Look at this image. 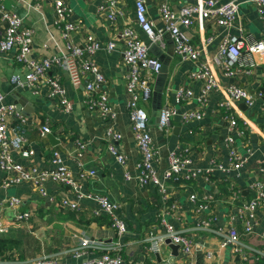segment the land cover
Wrapping results in <instances>:
<instances>
[{
	"label": "crops",
	"instance_id": "crops-1",
	"mask_svg": "<svg viewBox=\"0 0 264 264\" xmlns=\"http://www.w3.org/2000/svg\"><path fill=\"white\" fill-rule=\"evenodd\" d=\"M74 18L81 20L80 28L70 34L74 45L84 49L86 37L90 36L98 42L113 41L122 48L121 32L125 25L130 24L137 38L149 44V39L135 22V0H119L121 16L109 24L99 11L103 0H64ZM226 2L228 0H220ZM9 11L17 13L23 18L24 26L32 29V51L34 57H51L65 50L66 42L61 30L54 21L53 9L50 0H1ZM168 2L174 9L184 4L183 0H145L147 15L153 20L157 28H163L165 23L160 17L159 7ZM238 24L242 35L249 40H264V19L259 18L255 4L244 1L240 6ZM215 20L199 21L194 17L190 27L180 28L190 35L192 43L199 50L200 61L210 59L212 67L223 86L236 85L240 88L256 93H264V59L259 54L242 49L238 65L243 71L234 77H227L214 62L221 39L227 34L240 35L236 27L214 29ZM0 24V38L2 35ZM211 38L210 41L207 39ZM165 47L150 45L152 55L161 62L168 57L167 75L165 78L161 107L167 103L173 106L178 113L187 108L200 106L204 117L200 121L184 123L179 115L170 121L168 131L160 129L158 123L150 124V133L156 149L158 159L153 163L158 171L167 167L169 151L187 153L192 165L206 169L213 156L222 162L228 159V149L225 145L226 112L218 108V101L223 98L220 90L211 91L205 102L197 103L196 99L176 103L174 94L181 86H189L195 95L201 93L200 81L191 80L190 73L195 70L194 62L183 59L176 54L174 45L168 32L164 33ZM168 51L172 55H168ZM98 63L106 77L104 89L115 111L114 118H104L98 111H89L83 101L92 96L85 89V79L79 87H74L68 80L67 73L60 67H52L48 75L59 77L66 88V96L71 103V110L62 113L57 107V100L49 96L48 89L40 82L41 90L35 92L29 89L15 88L8 83L10 74L17 71V65L12 61V53L0 51V88L4 92L5 102L20 101L19 111L30 121L27 125L28 141L33 147L34 154L29 158H22L16 151H12L15 161L21 164L35 165L38 168H47V158L53 149H57L63 163L74 173L80 171V166L74 159L75 140L85 139L89 145L82 156V168L95 169L96 176L82 181L83 191L88 193H103L113 202L120 205L119 213L126 224V233L118 234L109 226L107 217H92L89 208L95 203L83 200L84 209L70 211L60 208L56 202L60 197L62 187L50 182L44 184L46 190L55 195L56 202H50L42 197L27 181L4 188L1 186L3 173L0 171V199L4 195L22 197L23 204L15 209H2L0 223L14 216L21 210H31L32 217L25 222L11 227L0 238L15 239L19 242L14 248V258L18 261L35 260L44 256L57 257L61 261L82 262L86 259L99 257L104 254H119L123 264H203L204 255L211 254L212 264H264V240L260 237L264 231V207L255 211L250 218L254 223L252 233H243L242 223L235 220L233 227L237 231L236 244L239 251L234 249V243L220 247L224 237L216 228L222 227L228 231L229 218L234 216L233 207L245 203L253 197L252 184L258 179H264L260 171L264 163V106L262 98L257 97L252 106L244 103H235L229 112L234 114L240 128L246 132L247 142L235 138L238 154L247 157L243 165L229 171H217L212 174L209 182L184 180L179 177L169 179L168 203H164L155 187H141L135 180V163L141 158L137 149L130 123L126 114V95L124 92L126 68L121 61L118 51L108 52L99 48L87 54ZM253 65H250V64ZM87 78V77H85ZM157 78V76H156ZM152 82L154 86L155 80ZM147 107H149V105ZM152 112V107H151ZM49 122L54 144L42 137L40 127ZM112 126L122 134V140L117 143L120 153L127 157L125 169L130 178L123 177L124 169L115 161L114 156L107 150L106 129ZM64 190L69 194L70 189ZM191 193L197 194L200 203L207 204L208 208L199 210L189 200ZM236 195V198H235ZM172 203L179 208L168 207ZM209 214L214 219L208 227L203 222ZM170 221L177 231L188 234L195 243L196 251L189 259H183L180 250L178 255L171 258V250L164 243V239L157 241L161 261H158L149 238L153 233L162 234L164 231L161 220ZM87 239V245L82 244ZM82 251V255L75 256V252Z\"/></svg>",
	"mask_w": 264,
	"mask_h": 264
},
{
	"label": "built area",
	"instance_id": "built-area-1",
	"mask_svg": "<svg viewBox=\"0 0 264 264\" xmlns=\"http://www.w3.org/2000/svg\"><path fill=\"white\" fill-rule=\"evenodd\" d=\"M184 4L178 9H174L168 2H163L159 7V14L165 25L157 28L152 19L147 15L145 0H135V22L142 32L149 39V44L137 38L134 29L127 24L123 27L122 48L113 41L98 42L90 36L86 37L88 42L84 49L73 44L70 34L80 28L81 20L74 18L64 0H50L53 9L54 21L61 30V35L66 42L65 50L51 57H34L32 51V29L24 26L23 18L13 11L4 7L0 0V24L2 35L0 38V51L12 53V61L17 65V71L10 74L8 83L15 88L29 89L35 92L41 90L40 82L43 81L48 89L49 96L57 100V107L62 113L71 110V103L66 96V88L61 83L59 77L48 75L52 67H60L67 73L68 80L74 87H79L85 79V89L92 96L83 101L85 108L89 111H98L104 118H114L115 111L109 101L107 92L104 89L106 77L100 65L87 56V54L99 48H105L108 52L118 51L121 61L126 68L124 92L126 95V114L130 123L132 136L137 149L141 153V158L135 163V180L141 187H155L161 195L164 203L169 200V188L167 181L174 177L184 180H197L202 178L203 182H209L212 174L217 171L225 172L230 169H237L243 165L247 157H241L236 149L235 138L239 136L243 139L242 144L247 142L246 132L240 128L234 114L229 109L235 103L242 102L247 107L254 104L257 97L262 98L264 106V93L258 91L250 92L236 85L223 86L212 67L210 59L200 61L199 50L192 43L190 35L186 30L192 25L194 17L199 21L214 19V29L220 27H236L240 35H225L218 46L214 62L220 67L227 77H234L243 69L238 65V59L242 55V49L247 52L259 54L261 60L264 59V40H249L242 35L241 26L238 24L240 6L244 1H251L259 18L264 19V0H183ZM99 11L111 25L120 16L119 0H103L99 5ZM168 32L174 45L176 54L183 59L194 62L195 70L190 73L191 80L200 81L201 93L195 95L189 86H181L176 89L174 100L176 103L188 101L195 98L197 103L205 102L206 96L213 90H220L223 98L218 101V108L224 110L226 114V135L225 145L228 149V159L222 162L217 156H213L210 165L206 169L192 165V160L187 153H179L171 150L168 153L167 167L161 172L154 167L159 151L155 148L150 133L149 118L151 113L146 109L152 102L153 86L152 82L161 70V61L150 52V45H156L163 49L165 47L164 33ZM211 38L207 39L210 41ZM250 65H253L252 63ZM87 77V78H85ZM4 92L0 88V171L3 173L1 186L10 187L27 181L31 187L42 197H47L50 202H56L55 195L49 193L44 184L50 182L62 187L59 191L57 205L70 211H80L85 208L83 200H90L95 203L94 207H87L92 217L105 216L109 220V226L118 234L126 233V224L119 213L120 205L113 202L103 193L84 192L82 181L96 176L95 169L82 168V156L89 145L85 139H76L74 159L81 167L77 174H74L64 163L60 152L57 149L51 150L47 161V168H38L35 165L21 164L14 160L12 151H16L22 158H29L34 154L33 147H30L27 133V125L31 121L19 111L15 103L5 102ZM179 115L181 121H200L204 117V112L200 106L187 108L180 113L166 104L161 107L158 125L160 129L168 131L171 119ZM51 133L50 123L46 122L40 127V134L45 137ZM107 150L114 156L115 161L124 169L123 177L130 178L129 171L125 169L127 157L120 153L117 143L122 140V134L112 126L106 129ZM264 174V163L260 167ZM70 189L69 194L64 190ZM253 197L243 204L233 207L234 216L229 218L228 231L222 227L216 231L224 237L220 247L224 248L229 243H234V249L238 250L236 244L237 231L233 227L235 220L242 223L243 233L253 232L254 223L250 220L257 209L264 207V179H258L252 184ZM236 198V195H235ZM189 200L196 205V209H207L208 205L200 203L197 194L191 193ZM23 204L22 197L15 195H4L0 199V217L2 209L17 208ZM171 208H179L178 204L172 203ZM33 212L29 209L16 212L14 216L0 223V235L6 233L11 227L18 223L28 221ZM214 219L209 214L203 222L204 227H208ZM162 227L171 242L179 246L183 259L191 258L195 251V243L188 234H183L176 230L174 225L164 219L161 220ZM260 237L264 240V231ZM89 241L82 240L83 245ZM76 257L82 255V251L74 253ZM203 264H212L211 254L207 253L203 257ZM0 264H123V259L119 254H104L99 257L86 259L82 262L61 261L57 257L44 256L35 260H0Z\"/></svg>",
	"mask_w": 264,
	"mask_h": 264
},
{
	"label": "water",
	"instance_id": "water-1",
	"mask_svg": "<svg viewBox=\"0 0 264 264\" xmlns=\"http://www.w3.org/2000/svg\"><path fill=\"white\" fill-rule=\"evenodd\" d=\"M168 55L171 56L172 52L168 51ZM169 58V57H168ZM161 62V70L160 73L157 75V78L155 80L154 86H153V96H152V112L149 118V124H156L159 121V115H160V109H161V103H162V92H163V86L165 82V78L167 75V66H168V60ZM20 101L16 100L14 103L16 104L17 108L20 109ZM46 138L49 140L51 144H54L55 137L52 134H46ZM168 234L165 233V231L162 232L160 235H156L153 233L152 237L149 238V241L152 244V250L155 252L156 259L158 261H161V257L159 254V248L157 241L159 239H164V243L168 245V248L171 250V258L176 257L178 255V249L179 246L177 244H174L171 242L170 238L167 237Z\"/></svg>",
	"mask_w": 264,
	"mask_h": 264
},
{
	"label": "trees",
	"instance_id": "trees-1",
	"mask_svg": "<svg viewBox=\"0 0 264 264\" xmlns=\"http://www.w3.org/2000/svg\"><path fill=\"white\" fill-rule=\"evenodd\" d=\"M180 180L176 177V182ZM19 242L15 239L0 238V260H13L14 248L18 246Z\"/></svg>",
	"mask_w": 264,
	"mask_h": 264
},
{
	"label": "rangeland",
	"instance_id": "rangeland-1",
	"mask_svg": "<svg viewBox=\"0 0 264 264\" xmlns=\"http://www.w3.org/2000/svg\"><path fill=\"white\" fill-rule=\"evenodd\" d=\"M146 109L148 110L149 113H151V105H149V107H146Z\"/></svg>",
	"mask_w": 264,
	"mask_h": 264
}]
</instances>
